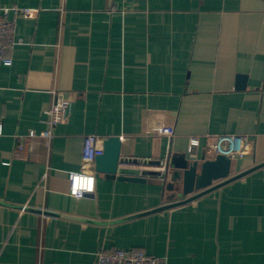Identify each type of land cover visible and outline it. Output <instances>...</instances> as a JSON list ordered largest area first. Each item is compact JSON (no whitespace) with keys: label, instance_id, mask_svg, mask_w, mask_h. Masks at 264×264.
<instances>
[{"label":"crops","instance_id":"0c3cea01","mask_svg":"<svg viewBox=\"0 0 264 264\" xmlns=\"http://www.w3.org/2000/svg\"><path fill=\"white\" fill-rule=\"evenodd\" d=\"M0 5L35 10L9 14L21 41L11 65L0 61V264H96L112 248L168 264H264V0ZM53 92L72 109L48 142ZM89 134L118 138L120 157L167 159L169 174L85 175ZM228 135L247 137L233 178L174 205L202 191L184 193L177 165L214 157L210 143ZM74 174L93 190L75 195Z\"/></svg>","mask_w":264,"mask_h":264},{"label":"built area","instance_id":"2783aa9c","mask_svg":"<svg viewBox=\"0 0 264 264\" xmlns=\"http://www.w3.org/2000/svg\"><path fill=\"white\" fill-rule=\"evenodd\" d=\"M126 1V0H123ZM24 14L33 16L35 10L31 8L6 7L0 5V61L5 65L13 62L10 52L21 40L16 36V24L9 14ZM53 101L50 107L44 112V122L47 128L39 133L40 136L49 142L54 137V129L64 123L72 109V101L61 98L53 92ZM35 131H30L28 138L36 136ZM104 141L96 134H89L85 139L83 173L92 175L96 166V157L104 153ZM199 144L198 138H192L191 147ZM247 137L228 135L216 137L209 145L211 154H226L231 158L243 156L246 150ZM26 147L23 143H18L15 155L18 158H25ZM118 174L135 175L149 178L153 175L165 178L169 174L167 159H161L157 163L149 158L135 156H122L118 163ZM96 264H168L164 256H156L143 249H106L96 253Z\"/></svg>","mask_w":264,"mask_h":264},{"label":"water","instance_id":"95a60500","mask_svg":"<svg viewBox=\"0 0 264 264\" xmlns=\"http://www.w3.org/2000/svg\"><path fill=\"white\" fill-rule=\"evenodd\" d=\"M120 142L118 138H108L104 141V153L96 157V169L107 173L117 174L121 180L146 182L147 178L135 175L118 174V163L120 160ZM232 158L226 154L218 153L212 158H206L205 155L200 157L189 155L184 157L183 163L178 164L176 168L182 170V175L175 174L179 178L183 176L184 193H192L195 190H202L191 197L175 203L179 205L186 203L194 198L201 196L207 191L211 190L214 185L213 182L228 178L231 171ZM220 184V183H219ZM172 187V184L169 185Z\"/></svg>","mask_w":264,"mask_h":264},{"label":"clouds","instance_id":"9594fccd","mask_svg":"<svg viewBox=\"0 0 264 264\" xmlns=\"http://www.w3.org/2000/svg\"><path fill=\"white\" fill-rule=\"evenodd\" d=\"M73 180L75 182V195L82 196L84 191L91 192L93 190L94 180L92 178H84L78 174H74Z\"/></svg>","mask_w":264,"mask_h":264}]
</instances>
